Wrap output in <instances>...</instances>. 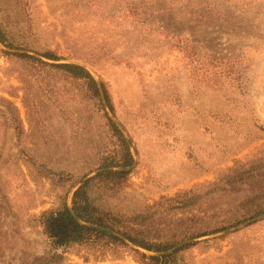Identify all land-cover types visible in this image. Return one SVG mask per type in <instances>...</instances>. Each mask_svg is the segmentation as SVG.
Listing matches in <instances>:
<instances>
[{"label": "rangeland", "instance_id": "374dc122", "mask_svg": "<svg viewBox=\"0 0 264 264\" xmlns=\"http://www.w3.org/2000/svg\"><path fill=\"white\" fill-rule=\"evenodd\" d=\"M0 27L28 46L0 40V264H140L179 249L168 264H264V0H0ZM193 40L239 56L241 86L198 81ZM15 53L86 66L108 109L84 79ZM109 112L128 166L103 167L120 152ZM120 167L118 188L97 177ZM87 178L104 209L175 245L58 246L41 215Z\"/></svg>", "mask_w": 264, "mask_h": 264}, {"label": "trees", "instance_id": "16d2710c", "mask_svg": "<svg viewBox=\"0 0 264 264\" xmlns=\"http://www.w3.org/2000/svg\"><path fill=\"white\" fill-rule=\"evenodd\" d=\"M211 16V13H207L202 17L206 19ZM0 40L9 47L28 49V46L22 47L16 40L10 39L1 27ZM193 42L195 45L191 46L194 51V53L192 52L193 54L191 57V63L193 64L192 71L195 70L193 74L198 76V81L218 84L219 87L222 88L223 83L229 79L228 83L232 81L241 86L242 78L245 75V69L244 66L241 65V58L239 56L233 54H205V52L199 54L197 52V41L193 40ZM199 44L202 45V41L199 42ZM205 47L209 49L208 46ZM42 54L50 59H60L59 55L50 50ZM14 55L22 59L41 62L45 65L63 69L73 77L84 79L88 83L90 90L102 105L98 83L92 73L83 65L73 62L51 63L43 61L29 53H15ZM199 70H201V73H199ZM103 88L109 105L113 109V105L104 83ZM106 116L111 128L114 130V133L119 140L120 152L117 151L116 156L107 161L103 167L113 165L123 167L128 166L132 162V156L128 145L116 123L112 121L107 114ZM127 173L128 171L125 169L105 170L99 173L97 177H104L105 180L117 181L118 183H115V186L118 188L122 185L121 182L124 181ZM92 180H87L74 191L72 209L77 217L73 215L72 209L67 202L57 210L44 212L41 215L42 223L46 232L54 238V242L58 246L70 247L78 244L83 246H97L99 248L114 245L128 247L126 241H129L139 247L162 252L175 245L169 241L154 240L147 226L143 224L142 227L141 221H138L137 217L139 216H119L112 211L104 209L101 203L91 194L90 183ZM177 202L179 203L180 201L175 198H164L163 202L160 201L157 202V204H164L166 209H170L172 208L170 205ZM141 218H143V216ZM137 223H140L141 225ZM113 231H116V233ZM131 250L139 254L138 251L134 249ZM180 250L181 249L170 251L168 253H160L159 255L147 256L141 254L138 262L140 264H157L158 262L160 264H168L171 260L175 259L176 254Z\"/></svg>", "mask_w": 264, "mask_h": 264}, {"label": "water", "instance_id": "95a60500", "mask_svg": "<svg viewBox=\"0 0 264 264\" xmlns=\"http://www.w3.org/2000/svg\"><path fill=\"white\" fill-rule=\"evenodd\" d=\"M82 65V64H81ZM84 66V65H83ZM84 67H86V66H84ZM87 68V67H86ZM88 69V68H87ZM89 70V69H88ZM90 71V70H89ZM98 86H99V90H100V93H101V95H102V98H103V101H104V104H105V107L108 109V105H107V102H106V99H105V97H104V94H103V90H102V85L100 84V83H98ZM109 111V110H108ZM110 113V112H109ZM110 115H111V117L114 119V121L116 122V124L117 125H119L118 124V122L116 121V119L114 118V116L110 113ZM119 127L122 129V131L125 133V131L123 130V128L119 125ZM128 139V138H127ZM123 167H120V169H122ZM88 180V178L86 179V180H84L81 184H83L84 182H86ZM80 184V185H81ZM80 185H78L77 187H76V189L80 186ZM75 189V190H76ZM74 190V191H75ZM74 193V192H73ZM69 206L71 207V209H72V201H71V203H69ZM72 213H73V215L75 216V217H77V215L75 214V212L73 211V209H72ZM114 233H116V231H113ZM129 242V241H128Z\"/></svg>", "mask_w": 264, "mask_h": 264}]
</instances>
